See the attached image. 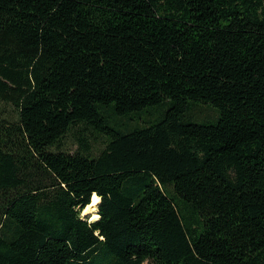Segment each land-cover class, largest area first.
<instances>
[{
	"label": "trees",
	"instance_id": "obj_1",
	"mask_svg": "<svg viewBox=\"0 0 264 264\" xmlns=\"http://www.w3.org/2000/svg\"><path fill=\"white\" fill-rule=\"evenodd\" d=\"M0 106V264H264V0H0Z\"/></svg>",
	"mask_w": 264,
	"mask_h": 264
},
{
	"label": "rangeland",
	"instance_id": "obj_2",
	"mask_svg": "<svg viewBox=\"0 0 264 264\" xmlns=\"http://www.w3.org/2000/svg\"><path fill=\"white\" fill-rule=\"evenodd\" d=\"M3 109V112L6 111H10V108H2L0 106V110ZM210 116L215 115L212 111H210ZM198 122H200V120H198ZM75 137L76 135H73V133L68 134V136L66 137V139L64 140V145L63 148H66L67 150L73 152L76 148V143H75ZM87 138L90 142L91 145V154H96L98 153L101 149L104 148L105 145V137L100 136V135H91L90 133L87 134Z\"/></svg>",
	"mask_w": 264,
	"mask_h": 264
},
{
	"label": "bare ground",
	"instance_id": "obj_3",
	"mask_svg": "<svg viewBox=\"0 0 264 264\" xmlns=\"http://www.w3.org/2000/svg\"><path fill=\"white\" fill-rule=\"evenodd\" d=\"M93 196L96 197V202H93ZM100 202V199L93 194L91 197V203L83 210L82 215L88 216L90 221H94L98 218L97 207Z\"/></svg>",
	"mask_w": 264,
	"mask_h": 264
},
{
	"label": "clouds",
	"instance_id": "obj_4",
	"mask_svg": "<svg viewBox=\"0 0 264 264\" xmlns=\"http://www.w3.org/2000/svg\"><path fill=\"white\" fill-rule=\"evenodd\" d=\"M93 202H96V197L95 196H93Z\"/></svg>",
	"mask_w": 264,
	"mask_h": 264
}]
</instances>
